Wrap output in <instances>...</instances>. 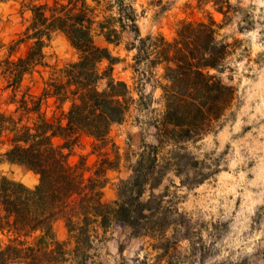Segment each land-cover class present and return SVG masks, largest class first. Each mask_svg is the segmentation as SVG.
<instances>
[{
  "label": "trees",
  "instance_id": "16d2710c",
  "mask_svg": "<svg viewBox=\"0 0 264 264\" xmlns=\"http://www.w3.org/2000/svg\"><path fill=\"white\" fill-rule=\"evenodd\" d=\"M211 2L226 18L218 2ZM20 4L22 12L31 13L28 24L0 61V78L5 80L0 99L10 89L4 103L15 106L0 111V149L9 145L0 152V164L33 172L38 183L28 186L0 173V264H85L102 237L98 231L106 235L113 228L129 230L131 237H165L174 224L162 206L169 186L160 193L155 190L170 173L188 188L208 178L204 162L194 159L186 145L216 132L236 97L231 79L223 76L231 51L219 39L222 24L211 14L183 20L173 40L158 35L147 45L153 37L141 36L131 1L112 0L104 9L102 0H20ZM101 12L110 16L98 21ZM56 31L66 36L77 59L53 68L38 96L26 88L18 97L24 76L47 65L44 49ZM126 32L133 35L126 49L136 50L135 64L145 61L149 74L163 65L165 83L156 86L162 90L164 111L151 123L155 143L142 141L134 153L131 176L118 182L116 200L106 202L107 172L118 169L121 159L111 130L125 120L131 105L148 107L143 101L150 99L137 91L135 100L131 86L114 76V67L122 60L108 45H120ZM96 36L106 45L98 44ZM21 44L29 45L26 55L12 60ZM3 46L0 41V49ZM49 98L58 109L69 103L68 110L50 120L44 109ZM83 136L91 138L90 152L73 161ZM91 156L96 157L93 162ZM58 220L64 221L74 247L70 240L57 238Z\"/></svg>",
  "mask_w": 264,
  "mask_h": 264
},
{
  "label": "rangeland",
  "instance_id": "374dc122",
  "mask_svg": "<svg viewBox=\"0 0 264 264\" xmlns=\"http://www.w3.org/2000/svg\"><path fill=\"white\" fill-rule=\"evenodd\" d=\"M109 1L112 0H102L100 9ZM130 1L136 9L141 36L153 37L147 45L158 35L173 40L183 20L213 15L222 24L219 39L230 45L231 54L225 62L223 76L231 79L236 97L216 132L198 143L186 145L194 159L204 162L205 172H210L208 178L199 186L188 188L180 184V177L170 173L155 190L160 193L169 186L162 206L170 211L169 217L174 224L166 236L131 237L129 230L121 228H113L106 235L98 231L102 237L97 238L85 264H264V0H212L223 8L226 18L214 10L211 0H126V3ZM157 1L160 4L151 3ZM163 6L168 9L160 12ZM109 13L101 12L96 19L103 21ZM23 29L19 15H0V41L4 44L0 49V61L8 56L9 47L20 38ZM95 40L106 45L101 36H96ZM132 40L133 35L126 32L120 45H108L113 55L122 60L115 65L114 76L126 81L133 92L149 95L150 99L143 101L148 107L154 104L153 109L161 110L162 90L156 85L165 83L161 79L163 65L155 67L151 74L146 73V62L135 64L136 50L126 49ZM27 50L28 44H23L11 59L17 60ZM44 51L47 65L38 66L32 74L25 75L18 97L26 88L38 96L53 68H61L77 59L75 50L61 32L52 34ZM106 64L104 62L102 67ZM4 84L1 77L0 87ZM151 86L159 90L152 93ZM10 93V89L2 93L0 111L14 109V105L4 103ZM46 110L50 120L61 111L53 102ZM128 116V122L138 127L145 142L155 143L156 130L151 123L160 115L153 110L142 113L132 110ZM120 130L121 133L116 134L118 143L125 161L131 166L139 147L140 140L135 137L138 130L134 135ZM114 133H118L117 127ZM90 144V140L82 139V147L76 149L73 160L80 154H87ZM107 150L111 152L110 148ZM95 158L92 156L90 161ZM3 169L10 178L29 185L34 182L32 174L18 167ZM120 247L122 252H119Z\"/></svg>",
  "mask_w": 264,
  "mask_h": 264
},
{
  "label": "crops",
  "instance_id": "0c3cea01",
  "mask_svg": "<svg viewBox=\"0 0 264 264\" xmlns=\"http://www.w3.org/2000/svg\"><path fill=\"white\" fill-rule=\"evenodd\" d=\"M19 15L23 21V25H24V29L26 27V25L28 24V19L30 18V15L31 13L29 11H24L22 12L21 11V4H20V0H0V15ZM28 15V16H27ZM27 16V17H26ZM24 29L19 33V35L24 31ZM56 32H59V31H56ZM55 33V32H54ZM53 33V34H54ZM63 34V33H62ZM64 35V34H63ZM65 36V35H64ZM66 37V36H65ZM23 44H21L19 46V48L22 46ZM25 45V44H24ZM29 47V45H28ZM18 48V49H19ZM17 49V50H18ZM27 53V52H26ZM26 55V54H25ZM24 55V56H25ZM23 57V56H21ZM27 75V74H26ZM25 77V76H24ZM161 79L163 80V75L161 76ZM152 87V93H154L153 90H155V93L159 90V88H155L154 86H151ZM132 88V87H131ZM133 97L135 98V100H137L139 98V94L138 92H133ZM161 101V100H160ZM53 102L54 105H56L54 103V98H49L45 107H47L46 109H48L49 107V104ZM164 102V101H163ZM159 104H162V101L159 102ZM154 104H152L150 107H143L142 105L139 104V102H136L133 104V106L130 108L125 120L121 123V124H117V125H114L112 130H111V133H110V136L113 138L114 142L117 144V146L119 147V151H120V155H121V159H120V163H119V168L116 169V170H109L107 172V176L109 178V182L107 183L106 187L103 189V200L106 201V202H112L114 200H116L118 194H117V187H118V182L123 179V180H126L128 179L130 176H131V167L129 166V164L125 161V156L123 155V149H122V146L118 143V136L116 134H119L121 133V130L120 129H125L126 130V133L128 132H133V135H134V132L137 131L138 133L135 134V137L137 139H139L140 141L137 142V145H140L142 143V141L144 140L143 136H141V132L139 131L138 127L133 124L131 121L128 122V119H129V113L130 111L134 110L135 112H138V113H142V112H147V111H154V113L157 112V114H159L160 116L162 115L163 111H164V103H163V109H153L154 107ZM68 107H69V103H65L61 110L63 112H66L68 110ZM45 109V110H46ZM47 112V115L49 117V113L48 111L46 110ZM61 112V111H60ZM115 127L118 128V133H114V129ZM120 128V129H119ZM130 135V134H128ZM139 136V137H138ZM119 137H122L121 135ZM82 139H88L90 140L91 142V138L87 137V136H83ZM61 139L60 138H56L55 139V142H59ZM145 141V140H144ZM8 144H5L3 146L2 149H0V152L4 151L6 148H8ZM82 146L80 145L79 147H76L77 148H81ZM76 149H75V152H76ZM91 149V148H90ZM90 149H89V152H90ZM88 152V153H89ZM87 153V154H88ZM77 155V152L76 154ZM72 156V160H73V157ZM79 156V155H78ZM92 157V156H91ZM90 157V159H91ZM73 161H76V160H73ZM18 167L20 168L22 171H24L21 167H19L18 165H15V164H9L7 162L5 163H2L0 164V173L2 174H5L6 176L7 175V172L4 171L3 168H11V167ZM26 173H29V174H32L33 177H34V182L32 185H29L25 182H23L22 180H19V181H22L23 183H25L26 185L28 186H34L38 183V175H36L35 173L29 171H25ZM9 177V176H8ZM10 178V177H9ZM13 179V178H11ZM16 180V179H15ZM54 230H55V233H56V236L59 240H70V247H74L75 246V241L73 238L70 237L69 235V232L65 226V223L63 220H58L55 222L54 224ZM69 263V262H68ZM67 263V264H68Z\"/></svg>",
  "mask_w": 264,
  "mask_h": 264
}]
</instances>
